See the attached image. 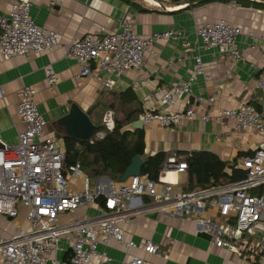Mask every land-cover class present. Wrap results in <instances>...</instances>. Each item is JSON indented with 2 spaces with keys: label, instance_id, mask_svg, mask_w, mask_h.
<instances>
[{
  "label": "built area",
  "instance_id": "obj_1",
  "mask_svg": "<svg viewBox=\"0 0 264 264\" xmlns=\"http://www.w3.org/2000/svg\"><path fill=\"white\" fill-rule=\"evenodd\" d=\"M242 33L240 26L223 19L203 23L195 29L204 47L216 49L231 61L243 58L236 42ZM159 41H178L183 50L193 49L181 30L140 36L127 17L118 31L102 38L84 34L71 39L66 46V57L78 63L77 78L102 74L106 76L102 79L103 88H111L114 78L128 70L141 69L149 47ZM59 43L60 34L56 30L33 21L29 0H11L7 14L0 15V57L3 59L50 52ZM193 59V68L185 81L174 82L167 91L154 92L161 103L171 106L179 97L192 94L193 82L205 71L200 55L195 54ZM43 69L47 83L54 86L56 72L50 65ZM206 78L209 80V76ZM257 86L263 91L258 108L242 103L235 107H216L215 112H202L198 105L206 101L214 104L216 96L207 100L196 96L182 111L143 108L139 113L138 120L143 125L156 122L166 129L198 117L201 121L228 119L237 130L254 129L260 134L254 152L236 162V168L245 173L243 178L191 191L175 190L176 183L168 177L188 170L185 159L174 153L166 157L157 180L142 173L125 181L102 177L91 187L90 177L84 174L79 163L66 165L65 153L56 146L54 138L44 134L46 121L34 100L37 90L23 86L17 93L15 108L23 125L17 134L18 141L10 144L0 138V216L16 218L23 210L27 228L0 237V264H102L110 258L105 251H98L97 245H106L109 240L124 248L159 255L158 244L126 238L121 225L146 208L145 197L150 201V208L160 213L192 218L196 226L211 236L216 247L239 253L249 250L254 254L264 250V74L259 76ZM101 122L104 128L96 130L90 143L114 129L111 108L104 111ZM98 201L102 204L98 216L60 223L62 214ZM211 209L212 212L202 215ZM259 233L261 237H255ZM63 236L71 248L68 257L59 260L56 252ZM130 264L148 263L134 257Z\"/></svg>",
  "mask_w": 264,
  "mask_h": 264
},
{
  "label": "crops",
  "instance_id": "obj_2",
  "mask_svg": "<svg viewBox=\"0 0 264 264\" xmlns=\"http://www.w3.org/2000/svg\"><path fill=\"white\" fill-rule=\"evenodd\" d=\"M256 1L264 4V0ZM29 2L33 21L39 26L56 30L60 34V43L50 52L30 53L28 56H15L10 59L0 57V138L7 143L16 144L17 134L23 127L15 108L17 93L26 85L37 90L34 100L46 121L44 134L54 138L55 144L59 141L61 148H58L64 153V136L82 141L69 134L72 131L79 135L77 126L80 125L73 120L71 124L62 121L72 104H76L94 126L101 123L103 113L108 108L114 109L117 116L123 115L122 108H118L122 104L120 97L127 100L123 104L128 106L129 99L134 96L140 109L155 111H182L196 96L205 100L216 96L214 104L206 101L198 105V110L202 112H215L216 107H235L242 103H250L257 108L260 106L263 91L257 86V80L264 74L263 9L243 6L233 0L210 1L197 5L187 0L180 3L173 0ZM131 2L148 11L136 10ZM10 3L11 0H0V15L7 14ZM127 17L133 21L135 31L140 36L169 29L181 30L190 40L193 49L183 50L178 41L155 42L146 52L142 68L128 70L114 78L111 88H103L102 79L106 76L102 74L77 78L80 70L78 63L66 57L68 42L84 34H95L102 38L114 33ZM220 19L243 29V33L236 37L242 60L231 61L227 55L216 49L204 47L197 38L196 27ZM195 54L200 55L205 71L193 82L192 94L179 97L171 106L161 103L154 96V92L167 91L174 82L185 81L193 68ZM47 65L57 74L54 86L46 81L43 68ZM142 130L146 155L161 151L168 155L180 153L178 157L183 158L191 152L208 151L228 162L240 152H249L248 155H251L260 139L256 130H237L234 122L228 119L201 121L197 117L169 129L153 122L143 125ZM239 158L241 157L237 160ZM168 177L176 183L175 190L191 191L184 187L187 172L170 174ZM101 178H93V187ZM143 201L146 208L133 214L128 222H123L122 229L126 238L136 242L150 240L158 244L160 254L149 255L141 250L124 248L109 240L106 245H97L98 251H105L110 258L102 264H130L134 257L142 258L148 264H264V250L254 254L249 250L239 253L216 247L211 236L196 226L192 218L160 213L150 208V201L146 197ZM101 205V201H98L95 205L64 213L60 217V223L98 216ZM210 211L213 210L202 215ZM19 228H27L23 210L16 218L0 216V237H7ZM70 248L69 240L63 236L56 258L65 260Z\"/></svg>",
  "mask_w": 264,
  "mask_h": 264
},
{
  "label": "trees",
  "instance_id": "obj_3",
  "mask_svg": "<svg viewBox=\"0 0 264 264\" xmlns=\"http://www.w3.org/2000/svg\"><path fill=\"white\" fill-rule=\"evenodd\" d=\"M175 3L185 0H173ZM195 5L210 1L229 2L232 0H187ZM243 6H252L263 9L264 4L256 0H233ZM131 5L139 11H148L135 2ZM129 93L126 92V94ZM119 96H123L119 94ZM126 99L120 97L123 115L117 116L114 109L115 127L107 131L101 139L77 141L69 136H64L65 164L78 162L85 175L91 178L108 177L113 181H120L126 168L131 164L133 157L139 155L143 159L141 173L147 174L151 179L157 180L159 171L168 156L165 152L146 155L144 152V133L142 129H128V126L137 120L142 111L135 101L134 96L129 99L128 106L123 104ZM127 103V100L126 102ZM102 122L96 125L97 130L103 129ZM176 153V156H180ZM249 152H240L232 161H224L216 154L208 151H195L185 154L187 162V181L185 189H204L225 182L238 180L245 173L236 168L238 157L247 156Z\"/></svg>",
  "mask_w": 264,
  "mask_h": 264
},
{
  "label": "water",
  "instance_id": "obj_4",
  "mask_svg": "<svg viewBox=\"0 0 264 264\" xmlns=\"http://www.w3.org/2000/svg\"><path fill=\"white\" fill-rule=\"evenodd\" d=\"M75 121L77 122L80 126L79 127V135L75 134L74 132L71 131V133H69L72 137L82 140V141H86L89 140L91 138V136L96 132V126H94L89 118L87 117V115L85 113H83L81 111V109L76 105V104H72L71 108L69 110V113L62 118L63 122H69L71 124V122ZM143 128V124L141 123L140 120H136L133 123H131L128 126V129L130 130H134V129H142ZM143 164V159L141 156L136 155L135 157H133L131 164L126 168L125 172L123 173L120 181H125L126 179H128L131 176H138L141 174V166Z\"/></svg>",
  "mask_w": 264,
  "mask_h": 264
},
{
  "label": "rangeland",
  "instance_id": "obj_5",
  "mask_svg": "<svg viewBox=\"0 0 264 264\" xmlns=\"http://www.w3.org/2000/svg\"><path fill=\"white\" fill-rule=\"evenodd\" d=\"M56 146L61 148V144H60L59 141L56 142ZM90 180H91V182H90L91 187H93V185H94L93 180H94V179L90 177ZM261 235H262V234L259 233V234H257V237H261Z\"/></svg>",
  "mask_w": 264,
  "mask_h": 264
}]
</instances>
